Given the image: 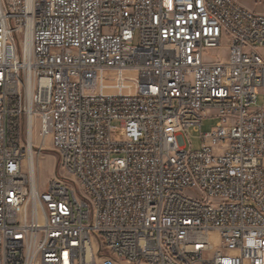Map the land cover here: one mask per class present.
I'll return each mask as SVG.
<instances>
[{
	"label": "built area",
	"instance_id": "obj_1",
	"mask_svg": "<svg viewBox=\"0 0 264 264\" xmlns=\"http://www.w3.org/2000/svg\"><path fill=\"white\" fill-rule=\"evenodd\" d=\"M0 264H264V14L0 0Z\"/></svg>",
	"mask_w": 264,
	"mask_h": 264
},
{
	"label": "rangeland",
	"instance_id": "obj_2",
	"mask_svg": "<svg viewBox=\"0 0 264 264\" xmlns=\"http://www.w3.org/2000/svg\"><path fill=\"white\" fill-rule=\"evenodd\" d=\"M240 6L251 10L255 13L264 14V0H234ZM226 44L223 40L220 48L213 52L214 56L223 57L225 55ZM262 105V96H258L256 106L254 108H259ZM218 119L205 116L201 122V132H210L217 124ZM122 129L120 128L119 122H112L110 127V138L115 140L121 137ZM184 142L186 147L191 148V150L196 151L201 147V140L199 139V134L195 130H188L184 133ZM35 182L38 188L43 191L47 183L54 177L65 176V172L59 169L58 158L50 149H46L42 154L35 160Z\"/></svg>",
	"mask_w": 264,
	"mask_h": 264
},
{
	"label": "bare ground",
	"instance_id": "obj_3",
	"mask_svg": "<svg viewBox=\"0 0 264 264\" xmlns=\"http://www.w3.org/2000/svg\"><path fill=\"white\" fill-rule=\"evenodd\" d=\"M32 156V151L29 149V157ZM27 167L29 168L30 174H31V182L32 184L35 183V165L32 161H29L27 164Z\"/></svg>",
	"mask_w": 264,
	"mask_h": 264
}]
</instances>
